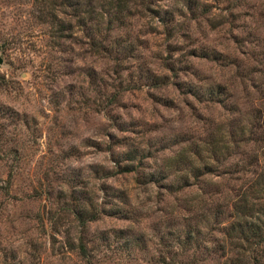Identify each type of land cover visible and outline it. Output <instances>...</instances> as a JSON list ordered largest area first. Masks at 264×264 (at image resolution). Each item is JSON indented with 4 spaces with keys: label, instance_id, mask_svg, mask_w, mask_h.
Segmentation results:
<instances>
[{
    "label": "rangeland",
    "instance_id": "1",
    "mask_svg": "<svg viewBox=\"0 0 264 264\" xmlns=\"http://www.w3.org/2000/svg\"><path fill=\"white\" fill-rule=\"evenodd\" d=\"M263 175L264 0H0V264H251Z\"/></svg>",
    "mask_w": 264,
    "mask_h": 264
},
{
    "label": "trees",
    "instance_id": "2",
    "mask_svg": "<svg viewBox=\"0 0 264 264\" xmlns=\"http://www.w3.org/2000/svg\"><path fill=\"white\" fill-rule=\"evenodd\" d=\"M125 169L127 170L130 168L129 166H127V168ZM150 176L152 175L150 174ZM153 179L155 178H150V180ZM257 184V187H255L256 191H258L260 198L263 199L252 200L249 202L248 200H244L245 202L236 204V219L234 218V221L225 226V228H221L225 230L226 235L229 237L231 243L235 247L245 248L244 245L246 244L250 247L252 254L249 256V259L247 260L248 262H251V264H264V175L260 178ZM176 185L178 186V184ZM257 198H259V196ZM217 216L218 215H216L214 218L217 219ZM249 219H251L252 221H249ZM198 232L199 229L195 224H188L182 230L174 234V238L180 246L198 247L197 245H195V242L197 241L195 235ZM223 247L224 246H222V248ZM208 248L209 246L207 247V249ZM210 248L211 249H208V251H211L213 253L215 252L217 247L215 248V246H213ZM79 249L81 254L86 257V248L82 242H80L79 244ZM235 260L237 259H234V263L238 264Z\"/></svg>",
    "mask_w": 264,
    "mask_h": 264
}]
</instances>
